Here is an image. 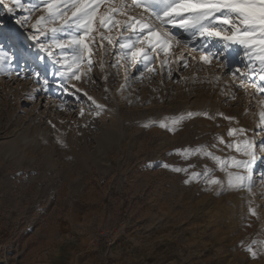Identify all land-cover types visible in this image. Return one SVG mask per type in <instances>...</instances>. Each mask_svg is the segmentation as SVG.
<instances>
[{
  "label": "rangeland",
  "instance_id": "rangeland-1",
  "mask_svg": "<svg viewBox=\"0 0 264 264\" xmlns=\"http://www.w3.org/2000/svg\"><path fill=\"white\" fill-rule=\"evenodd\" d=\"M22 4L15 7L4 0L0 5V30L14 41L9 69L13 74L0 73V264H34L40 253L63 243L74 223L70 209L75 197L82 195L105 201V211H90L87 219L92 222L82 227L94 245L104 248L100 242L104 230L125 223L140 225L150 213L155 224L164 221L170 242L178 249L179 264H264V118L259 122L264 81L259 80V58L252 57L257 74L249 73L241 86L239 73H232L237 67L249 72L242 47L233 45L224 63L217 59L205 63L200 60L205 54L203 40L192 41L183 29L172 25L161 29L154 19H146L157 31L176 38L166 53L153 54L147 62L149 72L143 63L132 64L119 47L121 37L134 38L133 33L112 26L109 31L97 22L89 38L91 71L86 57L80 80H62L61 65L71 63L73 50L53 45L54 57L45 55L41 61L44 54L30 47L31 24L44 13L30 10L32 5L42 9L43 4L40 0ZM106 10L107 4L102 5L100 12ZM140 12L129 9L115 19L140 18ZM75 34L74 28L68 29L55 39L71 40ZM41 40L53 44L51 33ZM212 46L221 47L215 41ZM34 72L40 73L39 82L32 78ZM62 82L67 92L60 87ZM75 88L104 104L105 110L97 115L82 93L78 102ZM189 112H206L212 118H188ZM181 116L185 119L173 125L172 120ZM160 123L175 130L161 128ZM232 129L243 132L229 135ZM243 141L254 146L255 159L248 169L232 163L233 157L250 159L236 151ZM185 149L193 154H182ZM193 172L220 183L209 185L205 175L190 179ZM229 173L250 180L230 187ZM249 245L260 252L256 258L246 250Z\"/></svg>",
  "mask_w": 264,
  "mask_h": 264
},
{
  "label": "snow or ice",
  "instance_id": "snow-or-ice-1",
  "mask_svg": "<svg viewBox=\"0 0 264 264\" xmlns=\"http://www.w3.org/2000/svg\"><path fill=\"white\" fill-rule=\"evenodd\" d=\"M4 0H0V5H3ZM43 8L40 5H32L30 11H42L44 14L38 16L35 22L31 24L33 34L31 40L34 42L30 47H34L38 52L43 53L39 59L43 61L45 55L49 58L54 57L52 51L53 45L61 50L72 49L74 55L71 58V63L62 64L61 67L65 72L60 73L62 80L75 79L80 80V65L86 57L88 63V71L92 69L90 59L91 48L89 47V38L94 31V25L98 22L99 27L111 31V27L123 28L125 32L133 33V37H121L119 47L125 50V57L134 65L144 64L145 70L151 72L152 68L147 62L154 59L153 54L158 50L167 52L170 47V41L175 40V36L167 31H157L150 23H145L146 19H154L159 23L161 29L167 25H172L174 28L183 29L184 32L191 36L192 41L203 40L202 50L204 55L200 56V60L205 63H211L213 59L219 60L221 63L226 62V53L237 45L243 48V54L248 57L249 64L246 67L249 72H242L239 67L232 73L236 76L239 73L241 80L240 85L243 86L245 79L249 73L257 74V69L254 67L253 56L259 58V80L264 81V0H131V4H126L125 0H40ZM11 4L15 7H23L22 0H11ZM107 4V10L100 12L101 6ZM140 9V18L128 15L126 20H117V15L125 16L127 11ZM8 12H13V7H7ZM69 12L71 15L69 16ZM31 20V14L24 18L23 23L27 24ZM20 23V21H18ZM75 29V35L71 40L55 39L57 33L64 32L68 29ZM51 33L53 36V44H46L41 40V37H47ZM105 38L102 36V39ZM213 41L220 44L221 47H213ZM108 43L112 44L109 38ZM147 45L146 47L144 45ZM139 45V46H138ZM250 53L252 55H250ZM14 59V41L10 34L0 30V73H5L9 76L13 74L10 71V66ZM163 63V62H162ZM184 66H187L186 60H182ZM75 65V67H73ZM20 78L19 72L15 73ZM143 75V72L140 73ZM37 82L40 80V73L34 72L33 77ZM49 81L45 78L43 84L45 87ZM60 87L65 92L68 87L65 83H61ZM74 87V86H73ZM123 87V86H121ZM260 90L264 91V86H260ZM107 91V89H105ZM82 97L94 106L96 114L100 115L105 110V105L98 103L97 100L83 92L79 88H75L77 101ZM63 107V105H61ZM80 115L84 112L81 109ZM197 115H204L211 119L208 113H187V117L191 118ZM223 115V114H221ZM264 118V113L261 114ZM185 119L184 116L172 120V124H178ZM231 119V117H225ZM51 123V122H50ZM148 125H145L147 127ZM161 128H169L168 124L160 123ZM55 127V125H53ZM174 131V128H169ZM240 131L232 129L229 135ZM223 142V141H221ZM231 147V145H228ZM254 146L251 142L243 141L236 145L237 152H243L245 156L250 157L249 160L241 161L232 158V163L236 167L244 166L245 169L250 167L251 161L255 159ZM182 154L192 155L189 150H180ZM200 152L201 149L193 150ZM217 162H221L220 157L213 156L211 152L206 153ZM224 167H227V162H222ZM165 168L170 167L168 164L163 165ZM189 167H194L189 165ZM173 171H187V169L173 167ZM205 175L206 182L209 185L219 184L218 179H209L206 173H191V178H199ZM228 184L230 187H241L246 179L250 177L243 175H233L229 173ZM190 182L186 180L185 183ZM251 215L256 216L257 212L254 208H250ZM256 244L257 241H253ZM264 243V242H261ZM252 258H256L260 252L254 250L251 245L246 249Z\"/></svg>",
  "mask_w": 264,
  "mask_h": 264
},
{
  "label": "crops",
  "instance_id": "crops-1",
  "mask_svg": "<svg viewBox=\"0 0 264 264\" xmlns=\"http://www.w3.org/2000/svg\"><path fill=\"white\" fill-rule=\"evenodd\" d=\"M105 202V201H104ZM99 198L75 197L67 239L53 249L40 253L34 264H179L178 249L168 236L164 221L156 222L150 213L141 221L140 229L129 228V235L110 250L90 241L82 227L90 224V211L104 208ZM105 211V208H104Z\"/></svg>",
  "mask_w": 264,
  "mask_h": 264
},
{
  "label": "built area",
  "instance_id": "built-area-1",
  "mask_svg": "<svg viewBox=\"0 0 264 264\" xmlns=\"http://www.w3.org/2000/svg\"><path fill=\"white\" fill-rule=\"evenodd\" d=\"M133 227V229L139 230L140 226L131 224L127 225L121 224L118 228H108L101 233L100 242L102 246L106 248V250H110L116 246H118L121 240L125 239L129 235V228Z\"/></svg>",
  "mask_w": 264,
  "mask_h": 264
},
{
  "label": "bare ground",
  "instance_id": "bare-ground-1",
  "mask_svg": "<svg viewBox=\"0 0 264 264\" xmlns=\"http://www.w3.org/2000/svg\"><path fill=\"white\" fill-rule=\"evenodd\" d=\"M46 108V107H45ZM257 122V121H256ZM259 122L262 124L263 120H262V117L259 116Z\"/></svg>",
  "mask_w": 264,
  "mask_h": 264
}]
</instances>
